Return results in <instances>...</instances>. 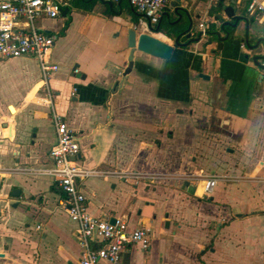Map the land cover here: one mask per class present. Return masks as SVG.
<instances>
[{
	"label": "crops",
	"instance_id": "1",
	"mask_svg": "<svg viewBox=\"0 0 264 264\" xmlns=\"http://www.w3.org/2000/svg\"><path fill=\"white\" fill-rule=\"evenodd\" d=\"M249 1L180 0L191 35L169 60L136 51L127 76L129 29L175 44L188 27L183 10L171 23L173 0L158 32L126 0H73L39 21L55 38L54 107L81 139L79 163L102 171L82 185L89 210L150 231V248L131 245L117 264H264V69L245 20L223 39L196 33L204 19L220 30L232 6L254 45L264 16ZM0 82V264H80L78 225L46 173L57 138L39 62L0 59Z\"/></svg>",
	"mask_w": 264,
	"mask_h": 264
},
{
	"label": "built area",
	"instance_id": "2",
	"mask_svg": "<svg viewBox=\"0 0 264 264\" xmlns=\"http://www.w3.org/2000/svg\"><path fill=\"white\" fill-rule=\"evenodd\" d=\"M73 0H0V59L31 57L39 62L44 86L47 90L46 103L51 109L56 130V143L50 151L53 165L46 173L58 184L66 195V210L77 223V240L81 248L80 264H117L124 250L134 244L149 249L150 231L145 226L131 227L125 218L95 216L89 210L87 197L82 185L89 178L99 176L102 171L81 165L78 157L81 153V139L73 131L65 117L54 107L55 94L49 81L59 69L52 60L55 44L53 34L40 27L44 18H58L63 9ZM117 4L122 0H103ZM132 8L148 19L149 25L159 24L172 0H127ZM250 15L264 16V3L250 0ZM199 30L206 35L208 20L199 24ZM76 72L78 70H75ZM218 178L206 179V191L210 192Z\"/></svg>",
	"mask_w": 264,
	"mask_h": 264
},
{
	"label": "water",
	"instance_id": "3",
	"mask_svg": "<svg viewBox=\"0 0 264 264\" xmlns=\"http://www.w3.org/2000/svg\"><path fill=\"white\" fill-rule=\"evenodd\" d=\"M180 0H173L172 5L174 7V13L177 14L179 16L178 20L171 22L173 25L176 23H179L182 21L183 19V14L181 13V10L184 11L186 18L189 21V25L186 29H184L183 31H181L178 34H175V44H169L168 42H165L163 40H161L160 38L154 36L153 34L149 33V32H141L138 33L137 30L135 28L129 29L128 31V47L130 48V53H129V63L127 68L124 70L123 76H127L132 69L135 66V52L139 51L163 60H169L172 58L176 46H181L182 42H181V38L182 36L186 35V36H190V30L193 27V19L192 17L189 15L188 11L181 8L179 6ZM110 6L112 7L113 4L109 3ZM68 11V8H64L62 11V15L66 16ZM226 20H224L220 26V30H215L210 32L209 30L207 31L206 34H212V35H216L218 37V39H223L221 36L222 32H227V36H229L230 32L227 31L226 26H232L233 28H237L238 24L240 21L245 20V22L247 23V43H248V47L250 50L254 51L255 54L252 57L254 63L263 68L264 69V38H260L254 45L249 43V21L248 18L246 16H242V15H238L236 14L235 9L232 6H226L224 7L223 10ZM167 18L170 17V15H166ZM165 15H163V18L161 19L160 23L158 24L157 28H154L153 26L149 27V31L150 32H158L160 30L163 29L162 27V21L164 20ZM218 18V17H217ZM203 36L202 31H200L198 33V40L201 39V37ZM201 77L208 79L209 76L205 75V74H200ZM112 222H115V218L111 219Z\"/></svg>",
	"mask_w": 264,
	"mask_h": 264
},
{
	"label": "rangeland",
	"instance_id": "4",
	"mask_svg": "<svg viewBox=\"0 0 264 264\" xmlns=\"http://www.w3.org/2000/svg\"><path fill=\"white\" fill-rule=\"evenodd\" d=\"M126 2L130 5V3L126 0ZM126 2H124V7L125 8H129L128 7V5L126 4ZM131 6V5H130ZM129 10H130V12H131V14H134L133 13V11H132V9H131V7L129 8ZM60 19V18H59ZM57 20V19H56ZM138 20H139V22H147L148 21V19L146 18V17H144V16H140V17H138ZM52 21H53V19H48L47 21H45L44 22V25L45 26H47V25H50V24H52ZM156 27H158V24H155L154 25V28H156ZM200 32V30L199 29H197L196 30V33L198 34ZM25 75V74H24ZM23 78L25 79L26 78V76H23ZM12 80H14L13 78H12ZM11 80V77L10 76H8L7 78L5 77V78H3L2 79V82L4 83V84H12V81ZM9 81V82H8ZM2 82H0V84L2 83Z\"/></svg>",
	"mask_w": 264,
	"mask_h": 264
},
{
	"label": "trees",
	"instance_id": "5",
	"mask_svg": "<svg viewBox=\"0 0 264 264\" xmlns=\"http://www.w3.org/2000/svg\"><path fill=\"white\" fill-rule=\"evenodd\" d=\"M214 29H216V28H214V26L212 25V26L209 28V31L212 32V31H214ZM229 29H230V27H229Z\"/></svg>",
	"mask_w": 264,
	"mask_h": 264
}]
</instances>
